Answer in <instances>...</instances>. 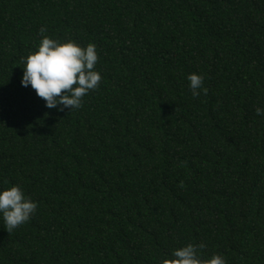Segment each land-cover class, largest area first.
I'll return each mask as SVG.
<instances>
[{
	"label": "trees",
	"instance_id": "16d2710c",
	"mask_svg": "<svg viewBox=\"0 0 264 264\" xmlns=\"http://www.w3.org/2000/svg\"><path fill=\"white\" fill-rule=\"evenodd\" d=\"M44 35L93 42L82 107L21 84ZM204 75L193 97L187 76ZM264 0H0V188L38 202L0 264H264Z\"/></svg>",
	"mask_w": 264,
	"mask_h": 264
},
{
	"label": "clouds",
	"instance_id": "9594fccd",
	"mask_svg": "<svg viewBox=\"0 0 264 264\" xmlns=\"http://www.w3.org/2000/svg\"><path fill=\"white\" fill-rule=\"evenodd\" d=\"M39 31L42 39L37 50L26 58L22 86H31L48 108L70 111L81 108L84 96L97 89L102 80L101 72L96 69L99 60L96 44L89 42L82 46L71 39L61 42L44 35L45 26ZM187 80L193 97H199L202 91L207 94L203 74L190 73ZM256 114L264 118V108L258 106ZM37 208L38 202L26 195L19 184L0 188V217L9 233L29 221ZM205 248L204 242L188 243L174 249L171 258H165L162 264H227L219 253L204 259Z\"/></svg>",
	"mask_w": 264,
	"mask_h": 264
}]
</instances>
